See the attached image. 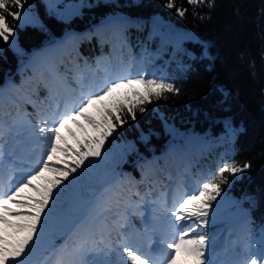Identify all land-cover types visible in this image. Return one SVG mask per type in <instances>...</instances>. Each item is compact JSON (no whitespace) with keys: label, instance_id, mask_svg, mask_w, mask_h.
Segmentation results:
<instances>
[{"label":"trees","instance_id":"trees-1","mask_svg":"<svg viewBox=\"0 0 264 264\" xmlns=\"http://www.w3.org/2000/svg\"><path fill=\"white\" fill-rule=\"evenodd\" d=\"M166 3L28 0L19 22L8 18L16 28L10 43L0 38V144L7 142L6 130L17 132L24 124L35 129L42 116L37 102L54 101L59 85L73 93L84 65L114 76L134 68L180 90L147 104L135 121L128 117L105 141L102 156L89 158L55 191L29 264H44L45 256L78 238L104 236L116 248L125 221L142 229L146 196L140 187L149 194L150 186L186 163L200 183L226 161L249 163L222 185L208 225L217 228L220 218L236 211L250 235L264 229V0H213L212 7L175 0L187 9L183 18ZM147 203L155 212L156 205ZM53 217L58 224L48 220ZM238 229L231 237L246 242ZM214 239L212 246L219 234ZM89 258L112 260L101 253Z\"/></svg>","mask_w":264,"mask_h":264},{"label":"snow or ice","instance_id":"snow-or-ice-1","mask_svg":"<svg viewBox=\"0 0 264 264\" xmlns=\"http://www.w3.org/2000/svg\"><path fill=\"white\" fill-rule=\"evenodd\" d=\"M27 3L28 0H0V38L6 43L15 37L16 28V24H10L8 18L19 22L25 16ZM188 3L213 6V0H188ZM164 6L175 8L181 18L187 11L176 7L175 0H167ZM123 72V75L117 76L106 72L99 85L94 81H85L81 75L78 94L64 100L63 107L57 101L51 113L37 121L35 130L45 142V147L35 169L15 183V172H23V169L9 164L6 176L0 172V264H29L27 257L39 238L55 191L79 169L87 166L89 158L102 156L105 141L128 122V117L135 121L137 112L144 113L147 104L167 99V93L179 94V88L166 79L148 76L143 71L133 75L130 67ZM70 125L81 132L82 138ZM64 132L72 137L74 143L68 142ZM3 135V126L0 125V138ZM4 157L0 144V168L3 167ZM250 167L247 162L241 165L235 160L226 161L202 183L197 181L198 191L189 194L186 190L177 189L178 195L174 196L171 208L167 207L166 200L162 202L161 206L174 218L171 224L174 236L170 242L163 241L171 252L162 257L148 255L128 243L123 235L116 248H113L110 239L105 240L101 236L99 241L76 239L57 255L54 264H89L85 259L89 254L107 256L114 251L120 257L115 264H212L206 231L212 203L221 195L222 185L229 183V175L235 177ZM9 205H15V209ZM123 226L120 225L121 228ZM103 264L114 262L104 261ZM243 264H264V254L259 258L253 256Z\"/></svg>","mask_w":264,"mask_h":264},{"label":"rangeland","instance_id":"rangeland-1","mask_svg":"<svg viewBox=\"0 0 264 264\" xmlns=\"http://www.w3.org/2000/svg\"><path fill=\"white\" fill-rule=\"evenodd\" d=\"M33 59L35 60L36 57L34 56ZM133 69H131V72L134 75L137 72H135ZM81 71V75L84 77L85 81H94L97 85H99V83L102 81L106 72L108 75L114 76V72L111 70L110 72H108L107 69L105 70L104 74H95L93 71V67L90 65H84ZM122 73L124 74V72ZM115 76H117V74ZM78 91L79 87H77L75 91L71 93L68 90H65L62 85H59V88L57 90L58 94L56 95L54 101L51 100V103L47 102V105L40 101L37 102V110L42 113L41 119L51 113L52 106L57 101H59L61 107H63L64 100L76 96L78 94ZM35 129L32 128V126L28 127L24 124L21 127L20 131L17 129L18 132L16 133H12L10 130H6V138L7 136H9V140L6 143H2L5 157L3 167L0 168V172H2L6 176L9 171V164H12L17 169H23V172H15L14 183L15 181H19L22 176L26 178V174H29L33 169H35L42 155V149L45 147V142L40 138L39 133L36 132ZM74 131L76 132L78 137L82 138V134L78 129H75ZM64 135L67 137L69 143H74V140L72 139V137L68 136L67 132H65ZM189 167V164L186 163L185 167L182 168L179 180L180 186L177 189H180L181 191L186 190L189 194H191L193 191H198V188L197 182L191 175ZM191 171L193 172L192 169ZM170 183L171 181H167V183L163 182L158 187L150 186L148 190L149 194H147V189L144 187V185L140 187L141 192L144 194V196H146L145 202L142 203L141 210V218H143V228L138 231L128 221H125L123 223L124 226L120 229L121 233L116 242L119 241L121 235H123L127 239L128 243L140 248L141 251L153 257H162L166 253L171 252L170 249H167L166 244L163 243V241L168 240L170 242L174 236L171 228L172 220L174 218H171L165 208L161 206L162 202L166 200L167 207L171 208L174 196L178 195L177 190H175L174 193L173 189H168V185H170ZM181 185L183 186L182 188ZM149 201L153 202L156 205L155 207L157 208L155 212L151 211L150 205L147 204V202ZM9 206L15 209V205ZM145 217H147L148 219L147 222L145 221ZM220 219H217V221L220 220V222L218 221L220 224L217 225V228L208 225L206 229L209 236V260L212 262V264H243L245 260H248L253 256L259 258L262 254H264V246L263 248H257V246L254 247V245L257 243H264L263 228H259L256 236H252V234L250 235L249 232H246L244 230V216L236 211H231L227 213L226 216ZM48 220L50 222L58 224L57 222H55L56 219L54 217L49 218ZM49 226H51L50 223ZM41 227H46V225H41ZM211 228L214 229V231H212ZM236 228L240 229H238L239 235L242 234V232L246 234V236L244 235V237H246L245 239H247L246 242H244V239H236V237L233 239L231 237L230 232H232ZM226 230L227 232L226 234H224L223 232ZM209 231H211L210 235ZM216 233L219 234L220 240L218 239L219 243L212 246V242L215 241V239L213 240V238L215 237ZM231 240L234 241L235 248L232 247V244L230 243ZM242 246L246 249V253L244 256L239 254L241 253L240 248ZM35 249L37 250L38 247H36ZM61 252L62 251H55L48 258H45V256L43 258V261H47L44 264H54L57 255ZM36 254L37 251H33V260L35 259ZM111 258V261H113L114 264L120 259L115 251L111 253ZM104 261L108 260H97L93 258H89L88 260L89 264H103ZM37 264H41V260L37 262Z\"/></svg>","mask_w":264,"mask_h":264}]
</instances>
